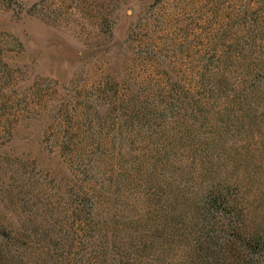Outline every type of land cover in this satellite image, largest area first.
Masks as SVG:
<instances>
[{
    "label": "rangeland",
    "instance_id": "rangeland-1",
    "mask_svg": "<svg viewBox=\"0 0 264 264\" xmlns=\"http://www.w3.org/2000/svg\"><path fill=\"white\" fill-rule=\"evenodd\" d=\"M0 264H264V0H0Z\"/></svg>",
    "mask_w": 264,
    "mask_h": 264
}]
</instances>
